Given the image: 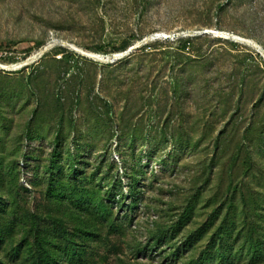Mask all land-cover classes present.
Here are the masks:
<instances>
[{
  "label": "rangeland",
  "instance_id": "374dc122",
  "mask_svg": "<svg viewBox=\"0 0 264 264\" xmlns=\"http://www.w3.org/2000/svg\"><path fill=\"white\" fill-rule=\"evenodd\" d=\"M263 52L264 0H0V263L187 264L235 193L264 264Z\"/></svg>",
  "mask_w": 264,
  "mask_h": 264
},
{
  "label": "trees",
  "instance_id": "16d2710c",
  "mask_svg": "<svg viewBox=\"0 0 264 264\" xmlns=\"http://www.w3.org/2000/svg\"><path fill=\"white\" fill-rule=\"evenodd\" d=\"M190 41H184L181 44V48H189L188 44ZM131 45V41L125 40L119 46L113 47L114 51H126V49ZM57 148L51 153V166L53 168V174L60 171V167L56 164ZM63 173V172H62ZM72 174H68L69 181L71 182ZM53 178V177H52ZM88 193V190L84 191ZM106 193H109L108 191ZM101 191L98 190L96 196L100 197ZM236 197L235 193L232 195H226L224 201L222 200L215 209H213L208 220L200 228L193 231L192 234L185 240V244H188L190 248L193 246V256L190 258V262L187 264H235L236 257L234 253L235 243L237 239L234 237V228L236 222ZM181 220V219H180ZM219 220V226H216V232L213 231L207 241L203 242V237L205 236L202 232L208 229L210 223H216ZM207 243V244H205ZM262 251L264 248H256V246L250 245L247 251L255 250ZM262 252L259 254L257 260H262ZM172 254L177 255V251ZM246 254V253H245ZM247 255V254H246ZM264 255V253H263ZM244 259L253 260L254 257L247 255ZM1 264V263H0Z\"/></svg>",
  "mask_w": 264,
  "mask_h": 264
},
{
  "label": "water",
  "instance_id": "95a60500",
  "mask_svg": "<svg viewBox=\"0 0 264 264\" xmlns=\"http://www.w3.org/2000/svg\"><path fill=\"white\" fill-rule=\"evenodd\" d=\"M204 32L208 33L209 31H208V30H204ZM210 33H211V32H210ZM157 36L168 37V38H174L175 36H178V35L173 34V35H170V36H165V35H162V34H157ZM152 37H154V36H152ZM131 50H132V48L128 49L127 51H125V52L122 53V54H119V56H122L123 54L129 53Z\"/></svg>",
  "mask_w": 264,
  "mask_h": 264
},
{
  "label": "built area",
  "instance_id": "2783aa9c",
  "mask_svg": "<svg viewBox=\"0 0 264 264\" xmlns=\"http://www.w3.org/2000/svg\"><path fill=\"white\" fill-rule=\"evenodd\" d=\"M157 34H158V33H155L153 36H154V37H157V38H162L161 36H157ZM119 54H122V53H117V54L114 55V57H115V56H119Z\"/></svg>",
  "mask_w": 264,
  "mask_h": 264
},
{
  "label": "bare ground",
  "instance_id": "6f19581e",
  "mask_svg": "<svg viewBox=\"0 0 264 264\" xmlns=\"http://www.w3.org/2000/svg\"><path fill=\"white\" fill-rule=\"evenodd\" d=\"M215 32L217 33L218 31H215ZM218 33H219V32H218ZM222 33H224V32H222ZM222 33H221V34H222ZM159 34H160V33H159ZM263 53H264V52H263ZM15 67H16V66H15Z\"/></svg>",
  "mask_w": 264,
  "mask_h": 264
}]
</instances>
